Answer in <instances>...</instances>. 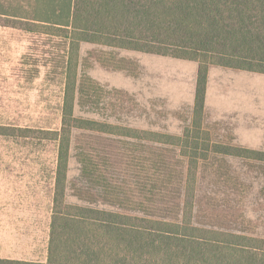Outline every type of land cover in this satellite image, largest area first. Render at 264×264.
<instances>
[{
  "label": "rangeland",
  "instance_id": "obj_1",
  "mask_svg": "<svg viewBox=\"0 0 264 264\" xmlns=\"http://www.w3.org/2000/svg\"><path fill=\"white\" fill-rule=\"evenodd\" d=\"M67 47V39L58 33L0 24L3 259L47 261L58 153L51 133L61 128ZM197 69L195 61L84 42L78 53L75 113L179 136L192 122ZM209 71L204 124L212 140L264 150V80L256 78L261 74L222 66ZM87 143L100 158L108 156L105 172L111 181L128 177L131 190L153 176L155 169L149 165L165 159L173 168L161 170L176 176V164L183 159L180 149L169 144L75 133L69 203H85L77 194L84 185L77 153ZM166 187L172 191L177 184ZM198 198L204 223L244 227L264 236L261 163L212 155L200 168ZM93 204L112 208L109 202Z\"/></svg>",
  "mask_w": 264,
  "mask_h": 264
},
{
  "label": "trees",
  "instance_id": "obj_2",
  "mask_svg": "<svg viewBox=\"0 0 264 264\" xmlns=\"http://www.w3.org/2000/svg\"><path fill=\"white\" fill-rule=\"evenodd\" d=\"M0 24L58 33L68 46L61 128L51 133L58 153L47 261L0 264H264V236L204 223L198 198L200 168L212 155L264 166V150L215 142L204 124L212 66L264 74V0H0ZM84 42L197 62L191 124L176 136L77 115ZM75 133L169 144L183 159L176 176L161 170L173 168L165 159L149 165L153 176L131 190L128 177L111 181L108 156L87 143L77 153L84 179L77 194L85 203H69ZM99 201L112 208L93 204Z\"/></svg>",
  "mask_w": 264,
  "mask_h": 264
},
{
  "label": "crops",
  "instance_id": "obj_3",
  "mask_svg": "<svg viewBox=\"0 0 264 264\" xmlns=\"http://www.w3.org/2000/svg\"><path fill=\"white\" fill-rule=\"evenodd\" d=\"M244 71V70H243ZM210 72V71H209ZM256 73V72H254ZM258 74H261V76H257L256 78H258L259 80H264V74L263 73H258ZM254 76V75H253ZM208 81H209V77H208ZM208 88V86H207ZM194 96H195V93H194Z\"/></svg>",
  "mask_w": 264,
  "mask_h": 264
}]
</instances>
